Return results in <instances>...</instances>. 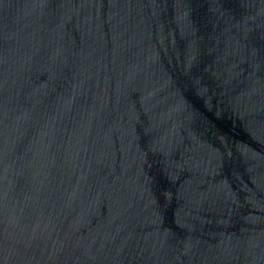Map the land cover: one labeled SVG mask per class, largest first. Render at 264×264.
I'll use <instances>...</instances> for the list:
<instances>
[{
	"label": "water",
	"instance_id": "1",
	"mask_svg": "<svg viewBox=\"0 0 264 264\" xmlns=\"http://www.w3.org/2000/svg\"><path fill=\"white\" fill-rule=\"evenodd\" d=\"M0 264H264V0H0Z\"/></svg>",
	"mask_w": 264,
	"mask_h": 264
}]
</instances>
